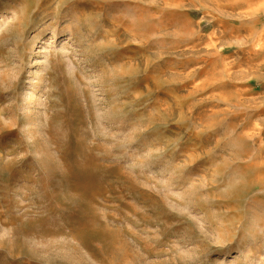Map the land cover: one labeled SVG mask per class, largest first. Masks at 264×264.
<instances>
[{
	"label": "rangeland",
	"instance_id": "1",
	"mask_svg": "<svg viewBox=\"0 0 264 264\" xmlns=\"http://www.w3.org/2000/svg\"><path fill=\"white\" fill-rule=\"evenodd\" d=\"M0 264H264V0H0Z\"/></svg>",
	"mask_w": 264,
	"mask_h": 264
}]
</instances>
